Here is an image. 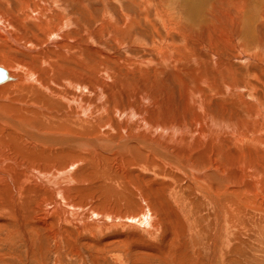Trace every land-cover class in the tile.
<instances>
[{"label":"bare ground","instance_id":"bare-ground-1","mask_svg":"<svg viewBox=\"0 0 264 264\" xmlns=\"http://www.w3.org/2000/svg\"><path fill=\"white\" fill-rule=\"evenodd\" d=\"M10 1L16 11L8 0H0V66L5 69L0 70L6 74L0 83V244L9 239L16 248L28 243L33 254L30 234L36 235L60 251L64 244L72 260L82 262L83 253L91 250L90 264H99L103 243L93 238L100 226L73 222L84 209L67 201L71 209L61 205L71 187L49 186L55 168L26 165L34 157H62L67 150L61 167L67 171L83 160L87 168L88 161L92 165L95 159L119 156L118 165L114 161L104 174L112 178L107 194L117 189L135 199L133 188L145 204L146 211L138 207L135 212L89 204L92 216L118 223L136 220L144 233L152 234L160 227L154 217L168 219L171 203L188 215L211 213L216 217L211 264L221 260L219 248L233 232L230 217L264 215V0H186L185 11L176 10V0H111L119 6L117 19L102 8L109 0H97L96 7L93 0ZM87 5L92 13L100 11L91 16L96 18L92 29L78 24L70 10L77 6L79 14ZM128 6L136 11L127 12ZM110 42L112 54L106 51ZM238 67L251 69L240 74ZM106 98L113 101L110 108ZM102 130L110 131L105 132L110 142L99 137ZM122 163L137 170L122 169ZM14 167L25 173H12ZM51 203L53 213L43 208ZM9 222L11 229L1 238ZM163 227L168 239L167 231L174 229ZM189 231L192 239L196 229ZM12 254L21 262L19 254ZM114 258L122 264L119 256Z\"/></svg>","mask_w":264,"mask_h":264},{"label":"rangeland","instance_id":"rangeland-1","mask_svg":"<svg viewBox=\"0 0 264 264\" xmlns=\"http://www.w3.org/2000/svg\"><path fill=\"white\" fill-rule=\"evenodd\" d=\"M8 1L10 3H12V4H10L11 11H13V10L16 11L18 9V7L15 8L17 4L15 2H13V1H10V0H8ZM93 1L94 2L96 1L94 3V7L99 6L98 5L99 3L97 2V0H93ZM164 1H166V0H163V2ZM177 1H178V6L179 7L175 6L176 10L178 11V10H180V8H182V10L185 11V8H183L182 5L185 4L186 0H176L175 2H177ZM190 1L193 2L194 0H190ZM213 1L217 2L219 0H213ZM187 2H188V0H187ZM187 2H186V4H187ZM127 3L128 2H124L123 5H126ZM107 5H108V8H107ZM110 6H111V8H110ZM100 7H102V6L100 5ZM3 8H6V7L3 6ZM102 8H103V10H105V8H106V10L108 11V12L105 11L106 15L108 14L107 16L110 15L112 18H116V16H117V18H118V15H119V12H120L118 4L114 5L111 2V0H109L104 5V7H102ZM128 8L129 9H128L127 12H129L131 14H133V12L136 11L135 8H133V10H135L133 12H132L131 7L128 6ZM70 10L74 13V18L76 17V18L79 19L77 23L78 24L79 23H81V24L83 23L85 25H89V29H92V27L94 26V22L93 21L96 20V18L94 19V17L98 16L99 13H100V11L98 13L97 9L95 10L94 13H92L91 11H93L94 9L89 8L88 5L84 9V12L83 11L80 12L82 15L80 13H79L80 15L78 14L77 11H80V10L77 9V6L76 7H71ZM116 10H117V12H116ZM124 10H126V9L124 8ZM85 11L86 12H90L92 15L90 13H86ZM93 15H94V17H91ZM88 16H90V18ZM91 18H93V19H91ZM139 38L142 39L144 37L139 36ZM263 39H264V34H263ZM145 40H147V39H145ZM90 43H92V41H90ZM98 43L99 42H97V44ZM109 44H110V46H109ZM109 44H108V49L109 50L106 49V51H108L109 53L112 54L115 51V47H113V44L111 42ZM255 50H253V51H255ZM241 68L242 67H238L239 71H241V72H239L240 74L244 73L247 69L248 70L251 69L250 67H247V69H245V68L241 69ZM2 69H4V67ZM21 72H24V71H21ZM21 72H19V73H21ZM256 73H258V72L256 71ZM250 77H249L250 79H248L247 81L246 80H241V82H245V81L249 82V80H252V76H250ZM168 81H170V79H168ZM168 81H166V85H168L169 89L173 88V83L171 81L170 82H168ZM78 91H81L83 93V96H84V94H87V90L81 89V90H78ZM19 92L20 91H18L16 93H19ZM0 95H2V94H0ZM4 95H6L5 92H4ZM21 96H24V95H21ZM87 96L91 97L90 94L87 95ZM128 100H132V99L128 98ZM6 102H8V101H6ZM104 102L106 103V107L110 108L113 101L112 100L110 101V99L107 100V98H106ZM115 117H116V115H115ZM105 132H110V131H105V130L103 131L102 130L101 131L102 134L99 137L104 139L105 140L104 142H106L107 139H108L107 142H110L109 140H111V134L110 133L106 134ZM108 135L110 136V139H109ZM112 135L116 136L113 133H112ZM121 136L124 137L125 133H122ZM118 138H115V139H118ZM61 155H62V157L57 156V155L52 156L53 158H50L49 160H45L42 157H34L31 160H29L26 163V165L29 168H36V169H40L44 165H45V167H49L50 170L52 168H55V169L51 170V173H53L52 175H54V177L55 176L56 177L53 180V184L49 183V186H51V188L52 187L55 188L54 185H56L58 183L59 187L61 189H63L64 187L67 188V186H68V190H69L70 187H71V190H69L71 193H69L68 195H67V193H65V195L63 196V200L60 199V195L58 196L59 199H60L61 205L66 206L67 208H70L69 206L66 205V203L70 202V204H72V205L75 203L74 204V205H76L75 208H77L79 205L83 206L82 207V209H84V210H82L83 212L79 214V212H81V211H78V215L75 216L74 218H72L73 222L77 221L78 224L80 222L83 223L85 221L87 223L88 222H90V223L93 222L94 225L100 226V228L96 229V231L94 232V238H93L94 241H97V242L102 240V243L104 245L103 246V245L99 244V246H100L99 247V249H100L99 257H101V260L99 261V264H116V263L119 264L118 261L115 260L114 256H119L121 258V259L120 258L119 259L121 260L122 264H211L210 255H212L213 249L210 247V242L212 240L211 239V235L214 233V230L216 229V227L214 226L215 225L214 222H215L216 217H214L213 214L208 213V212L204 213V211H199L198 213H195L193 211L190 215H188L185 212H183L184 210L179 212L177 210V207H175V205L170 202L173 206L170 203L169 204L174 208V211L170 212L172 214H170V213L168 214L169 215L168 219H165V218H167L166 216L163 217V216H160L159 214H157L154 217V222H156V224L158 223V226H160V227H157L156 230L153 231V233H152L153 235L152 234H148V233L147 234L144 233V232H146L145 231L146 229H144V227H142V225L140 226V223H138L136 220L132 221V220H128V219H124V220L122 219L121 222H119V223H118V220H117L116 221L118 223L117 224L116 222H114L115 220H113V218L107 219V218L104 217V218L101 219L100 216L102 217L103 215H99V216L93 215L94 216L93 217L91 215L92 212L90 210L91 209L90 205L91 206L93 205L94 207H96V205H97V206H99L101 208L105 207L107 209L110 208L109 210H115V212H124V211L128 212V211H132L131 209H133L134 212H135L136 208H138V207H140V208L143 207L144 208L145 204H144L143 198L142 197L140 198L139 195H137L135 192H133V188H129V189L132 190L130 192V194L132 195L131 197H134L135 199H133V198L131 199L129 196H127V194H123L122 190H121V186L119 187L121 192L116 191L117 190L116 189V190H112V194L113 195H111L110 192H109V194H107L108 193L107 191L111 188V186L109 185V182L111 181L112 178H109V177L105 176L104 174L106 173V171L108 169H110L111 164H112V167H113V162L114 161H115L114 163H117V165H118V161L117 160H119V156L116 155L114 157V155H108L109 156L108 157L107 155H104V157L107 156L108 158L107 157L103 158V160H100L99 163H97L98 160L95 159L94 161H92V162H95V163H93L94 166H93V164L91 165V163H90L91 161H88V163L86 164V165H88L87 168L85 166V161L83 160V161L78 163L79 165L77 164L76 167L74 166L75 168L73 167V170L67 171V170H64L63 168L61 169V167L66 164V162H67L66 159L68 158L69 151H67V150L63 151L61 153ZM111 158H112V160H110ZM116 158H117V160H116ZM105 163H106V165H103ZM80 165H81V167H80ZM97 165H99V166L96 167ZM123 165H124V163H122V165H121L122 169L124 167H126L124 169L128 168L127 170H129V171L137 170V167L135 165H134V167L130 166V169H129V167H127L125 165L123 166ZM99 167L100 168L102 167V169H100ZM131 167H132V169H131ZM81 168H83V169H81ZM56 171L58 173H56ZM13 172L16 175H21V174L25 173L23 169H18V167H14L13 170H12V173ZM73 172L74 173L77 172V173L74 174ZM100 172L103 173L101 176H100V174H101ZM107 172H109V171H107ZM137 173H141V171H139ZM147 173H146V175L151 176L149 173L148 174ZM27 174H28V172H27ZM73 175L75 177H73ZM137 175H139V174H137ZM68 177L71 180H69ZM114 178H117V180H118L117 174H116V176L113 175V179ZM130 179H131V180H129L130 183L133 186H135L136 180H133V178H130ZM151 179H152V177H151ZM132 180H133V182H132ZM74 181H76L75 182L76 184L74 183ZM121 185H122V183H121ZM123 186H125L124 183H123ZM48 188H50V187H48ZM107 188H109V189H107ZM58 191L60 192L61 190L58 189ZM144 192H145V195L147 196L148 200L151 201L152 199H151L150 192L149 191H144ZM126 193H128V192H126ZM105 197H108V199H110V201L107 198L105 199ZM109 197H111V198H109ZM136 197H137V199H136ZM73 198H75L76 200L73 199ZM102 200L105 201V202H103ZM113 200H116V201H114L111 204V202ZM64 201L65 202L67 201V202L65 203ZM119 202H120V204H119ZM134 202H136V203L134 204ZM105 204H108L109 206L107 205L108 206L107 207ZM142 204H144V205L142 206ZM102 205H103V207H102ZM133 205H134V207H133ZM43 208H46V209H48V211H50L53 208V204L51 203L50 205L43 206ZM79 209H81V208H79ZM79 209H76L75 211H77ZM51 211L53 213V210H51ZM144 211H146L145 208H144ZM52 213L48 212L46 214H52ZM183 213H184V217L181 215ZM38 214L42 215L43 213L41 214V211H40V213L38 212L37 215ZM205 214H207L208 216H205ZM254 214L252 215V214H248L246 212V214L244 216L240 217L241 220H238L237 218L234 219V217H230V223L232 224V229H233V232L231 233V238H230V240L228 242L223 243L225 246L224 245H222V246L219 245V247L221 246V249L219 248V253H220V250H221V254H219V255L222 256V257H220L221 260L219 259V261L217 263H213V264H264V231H263L264 230V215H261L260 213H259L260 215L258 213H257L258 215L256 213H254ZM171 215H172V217H171ZM253 216L256 217V219L253 218ZM1 219L3 220V218H0V222L2 221ZM161 219H163V220H161ZM164 219L166 221H168V220L169 221L165 223ZM79 220H81V221H79ZM96 220H97V222H96ZM111 220H112V222H110ZM170 220H173V221H170ZM105 221H107V222H105ZM237 221H238V223H237ZM241 221H244V222L240 223ZM124 222H125V224H124ZM96 223H98V224L100 223L101 225L100 224L97 225ZM133 223H135V225ZM171 223L172 224L174 223L173 224L174 226H172ZM235 223H236V225H235ZM239 223L241 225H239ZM137 224H139V225H137ZM165 225H167L169 227H173L172 229L175 230V231L174 230H172V231L168 230L167 231L169 236H170L168 239L165 238L166 235L163 234V232L165 230V229H163L164 228L163 226H165ZM123 226H124V228H123ZM134 227L137 228V229H135ZM247 227L250 230L245 231V229H247ZM10 229H11V224L9 222L8 228L1 233V238H3V237L5 238L6 234L9 233ZM138 229H139V231H138ZM190 229H192V231H194V229H196V231H194L195 235L193 236L192 239L190 238V235H191V233L189 231ZM235 229H236V231H235ZM114 230H115V232H114ZM135 230H137V231H135ZM158 231H160V232H158ZM239 231H240V233H239ZM261 231H263V232H261ZM141 232H143V233L141 234ZM155 232H156V235H155ZM247 232H249V233H247ZM133 233L136 234V237L131 239L130 235L133 234ZM243 233H245V234H243ZM85 234H87V233H85ZM123 234H125V235H123ZM30 236L34 240V243H33L34 244L33 245L34 253L33 254H31V249H30V246L28 247V243H23L22 242L20 245H18L19 247L16 248V247H12V244H11L12 240L9 239L8 241H10V242L7 241V242H3L2 244H0V257H1L0 264H90L91 263L90 262V258H89V254L91 252H93L91 250H87V252L85 251L83 253L84 257L82 259V262L80 260H78V258L72 260V259H69L66 256L67 255V252H66L67 248H66V246L64 244H63V247L61 248V251H60V249L57 250L55 248V245L51 244L46 239L42 240V242H41V241H39L37 239L36 235L32 236L30 234ZM117 236H118V238H117ZM122 236H124V238ZM150 236H151V238H150ZM87 237H88V235H87ZM116 241H118L119 243H117ZM138 242L140 244H142V245H140ZM47 244H48V246H47ZM138 244L140 245L141 248L138 246ZM149 245L153 246V248L150 247V249L148 251V249H146V248H149L148 247ZM25 247H26V249H25ZM224 247L227 248V250L223 249ZM131 250H133V251H131ZM222 250H223L224 253L222 252ZM13 251H14V255L15 254H19L20 255L21 262H19V260L16 257V255H15V257H16V260H15L13 254H12ZM61 252H62V254H61ZM63 252H64V254H63ZM137 252H140V254H137ZM130 255H131V257H130ZM3 256H4V258H3ZM27 258H30V260H28ZM223 258H224V260H223Z\"/></svg>","mask_w":264,"mask_h":264},{"label":"water","instance_id":"water-1","mask_svg":"<svg viewBox=\"0 0 264 264\" xmlns=\"http://www.w3.org/2000/svg\"><path fill=\"white\" fill-rule=\"evenodd\" d=\"M6 79V74L0 70V83Z\"/></svg>","mask_w":264,"mask_h":264}]
</instances>
